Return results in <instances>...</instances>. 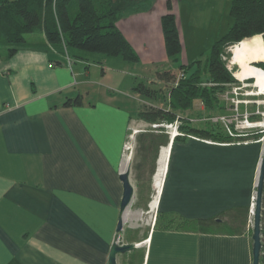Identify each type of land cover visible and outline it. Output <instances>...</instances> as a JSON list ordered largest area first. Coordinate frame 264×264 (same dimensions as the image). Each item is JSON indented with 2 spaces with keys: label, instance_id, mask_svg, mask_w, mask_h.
Returning <instances> with one entry per match:
<instances>
[{
  "label": "crops",
  "instance_id": "obj_1",
  "mask_svg": "<svg viewBox=\"0 0 264 264\" xmlns=\"http://www.w3.org/2000/svg\"><path fill=\"white\" fill-rule=\"evenodd\" d=\"M165 1L158 2V10L150 0L139 7L134 3L130 14L117 21L147 62L154 61L152 56L164 59L166 53L164 40L158 47L153 44L167 12ZM172 10L181 38L175 2ZM80 56L69 64L52 49L22 47L8 57L0 45V264H107L122 195L119 167L130 121L136 119V90L128 61L120 56ZM88 58L101 68L91 81L95 70L85 63ZM124 81L128 84L120 89ZM77 94L83 97L81 105L63 106ZM181 115L193 127L207 124L203 106ZM171 124V130L160 126L169 135L165 146L170 150L157 191L156 218L160 213L220 220L217 215L227 209L249 207L262 152L258 138L216 141L176 133ZM178 134L182 136L174 142ZM165 146L156 159L152 190ZM134 200L141 207L147 198L140 190ZM124 217L125 212L124 241L135 247L118 253L116 264L252 262L248 219L241 233L229 234L172 229L156 218L126 228Z\"/></svg>",
  "mask_w": 264,
  "mask_h": 264
},
{
  "label": "trees",
  "instance_id": "obj_2",
  "mask_svg": "<svg viewBox=\"0 0 264 264\" xmlns=\"http://www.w3.org/2000/svg\"><path fill=\"white\" fill-rule=\"evenodd\" d=\"M153 0H150V4ZM138 0H0V45L6 47V55L10 57L19 48L33 47L52 49L71 59H79L82 53H101L106 56H120L128 62H137L139 56L132 45L117 27L128 8H132ZM173 0H166L167 12L160 19L164 40V49L169 58L177 60L182 50L176 17L172 10ZM140 5H137L139 7ZM135 9V8H134ZM229 15L232 18L227 31L216 39L204 60L196 59L189 65H179L183 76L177 78L171 70H157L155 78L172 83L168 91L166 106L145 104L138 108L135 116L147 123H172L178 121V130L199 137L216 141L233 139L259 138L258 131L243 136H231L219 123L206 121L204 127H193L187 124L181 113L200 101L207 111L213 115L217 109L224 110L219 94L228 85L236 82L233 73L227 68V48L237 42L261 35L264 45V0H231ZM42 34L35 40L28 35ZM263 60V61H259ZM253 65L264 71V58ZM193 67L188 73L187 69ZM136 92L153 97L156 92L149 86L139 83L134 87ZM83 97L77 94L67 97L63 106H78ZM257 118L256 114L251 115ZM182 135L173 138L175 142ZM136 161L134 177L142 180L147 171V181H151L155 171L156 159L160 146L169 142V135L163 128H146L135 136ZM261 242L262 249L259 264H264V183L261 197ZM249 214L248 206H236L227 209L214 217L183 218L179 216H159L166 218L165 227L185 231L241 233ZM250 229V228H249ZM251 232V229H250Z\"/></svg>",
  "mask_w": 264,
  "mask_h": 264
},
{
  "label": "rangeland",
  "instance_id": "obj_3",
  "mask_svg": "<svg viewBox=\"0 0 264 264\" xmlns=\"http://www.w3.org/2000/svg\"><path fill=\"white\" fill-rule=\"evenodd\" d=\"M154 1V0H153ZM160 0H155L154 3L152 2L151 5L155 7V10H158V2ZM175 2V8L177 11L178 16H180V32H181V42H182V50L177 57V60H172L164 54V59L160 56L156 58L152 56L154 61L147 62L146 55L144 52L140 53L139 49V60L137 62H128V69L130 70L129 74H131L130 79L133 78V82L130 83L133 86L138 85L139 83H143L146 86H149L153 89L156 94L153 97H147L140 93L134 92V100L136 102V108H141V106L145 104H155L159 106H166V102L168 99V91L172 83L170 82H163V81H151L155 77V71L157 70H171L173 72L179 73V65H189L194 60L201 59L204 60L206 56H208L210 52V48L212 43L218 39L221 35H223L227 29L229 28L230 24L232 23V18L229 15V6L231 0H173ZM149 0L144 2L138 1L135 3L136 5L148 4ZM166 3V1H165ZM149 5V4H148ZM131 8L126 9L124 15L130 14ZM181 20V21H180ZM161 25V23H160ZM159 27L160 36L153 35L154 47H158L160 45V41L162 42V30ZM156 37H159L158 41ZM255 39L258 45L261 42ZM238 43V42H237ZM253 43V42H252ZM254 44V43H253ZM255 45V44H254ZM253 45V47H254ZM230 45L227 48L229 52L228 57L226 58V65L230 67V71L233 73L236 82L228 85L227 88L219 94V98L222 101V105L224 106V110L217 109L213 112L214 116L223 115L229 116L232 118V121L236 124H241L240 119L242 118V114L247 112L249 114V118L251 121L256 122V126L250 128L251 132L258 131L260 133V138L264 136V125H259L257 123L264 121V80L260 81L254 77H247L245 76L248 74L247 69L243 65L244 63L241 61L240 57L235 58V54L233 53L234 48ZM252 47V48H253ZM159 49H161L159 47ZM252 50V49H251ZM91 55L90 57L97 56L101 53L90 52L88 53ZM138 54V53H137ZM68 57V56H66ZM71 60V58H69ZM68 60V59H67ZM262 61V60H259ZM259 61H251V66H254V63ZM85 63L90 64V67L95 70L92 72V76H89L88 81L91 79L96 78L98 75L101 74L100 65L93 60L92 58H88ZM255 67V66H254ZM257 68V67H256ZM260 69V68H257ZM193 70V67L187 69V72L190 73ZM261 70V69H260ZM258 71V70H257ZM178 76V75H176ZM245 80L250 82L245 87L241 85V82ZM128 82V81H127ZM127 82L124 81L120 85V89L124 86L126 87ZM97 84V83H92ZM120 89H117L118 91ZM252 93H259L257 95H247V92ZM136 93V94H135ZM236 99L244 100L238 103V109L234 110ZM252 99H257L254 101ZM252 100V101H251ZM194 106H203L200 101H195ZM136 109V110H137ZM256 109H259L262 113H256ZM187 110V109H186ZM207 111H205V114ZM237 116H235L236 114ZM136 114V111L134 115ZM252 114H256L255 119L251 118ZM136 119L130 121L127 140L128 142L132 143L131 137L142 129L149 128L148 123L141 120L140 118L136 117ZM236 119V120H235ZM221 126L222 124L219 123ZM223 127V126H222ZM134 130L137 132L134 133ZM261 142V141H260ZM264 141L261 142L263 146ZM130 154V177L131 181L134 185V196L125 210V226L129 228L132 226L134 228L141 227L145 224V222L149 221L152 223L153 218H156V208L151 209L150 203L154 200L155 196H157V189L151 188V182L147 181V171H144L143 178L140 181H137L134 177V169L133 165L136 161V153L135 148ZM130 150H123L121 165L119 169H122V161L125 155L129 154ZM161 153V152H160ZM158 167V166H157ZM256 184V183H255ZM140 187H139V186ZM140 190L143 191V196L147 198L146 203L141 205V207H136L134 204V198L136 197V193H140ZM255 194V189L252 193ZM151 200V201H150ZM252 200V198H251ZM135 202V203H134ZM150 202V203H149ZM149 203V205H148ZM166 218L159 216V222H165ZM251 222H252V215L248 214V225L251 229ZM154 223V222H153Z\"/></svg>",
  "mask_w": 264,
  "mask_h": 264
},
{
  "label": "water",
  "instance_id": "obj_4",
  "mask_svg": "<svg viewBox=\"0 0 264 264\" xmlns=\"http://www.w3.org/2000/svg\"><path fill=\"white\" fill-rule=\"evenodd\" d=\"M119 179L122 183V195L119 203V215L115 227L113 241L108 252L107 264H116V256L118 253L131 251L135 247L134 242H125L123 238V222L122 215L130 204L134 196V185L130 177V167L119 173ZM264 183V144L260 156L258 173L255 184V197L253 204L249 205V214L252 213L251 223V264H259V258L262 249L261 242V197Z\"/></svg>",
  "mask_w": 264,
  "mask_h": 264
},
{
  "label": "bare ground",
  "instance_id": "obj_5",
  "mask_svg": "<svg viewBox=\"0 0 264 264\" xmlns=\"http://www.w3.org/2000/svg\"><path fill=\"white\" fill-rule=\"evenodd\" d=\"M255 39H258L261 42V44L258 45V43L255 41ZM253 45H254V47H253ZM232 47L234 48L233 53L235 54V58L240 57L241 61L244 63L243 65L247 69L248 74L245 76V78L254 77L255 80L256 79H259L260 81L264 80V71L262 69L261 70L257 69L256 67L251 66V64H250L251 61H254L257 58H264V46H263L261 37L259 35L254 36L252 38L240 41V42L234 44ZM262 90H264V89H262ZM257 124L264 125V121H261ZM136 131L137 130H135L134 132H136ZM172 133L174 134V131H172ZM169 150H170L169 145L163 147L161 149V153H160L159 158H158V160H159L158 161V167H157V171L154 175V179H153L154 188H156L158 191H159L160 186H161L162 177H163V174L165 171L167 154H168ZM129 161H130V154H127V155H125V157L122 161V169L125 170L127 168ZM156 204H157V196H155L154 200H152L150 203L151 209L156 208ZM251 215H252V213L250 214V216Z\"/></svg>",
  "mask_w": 264,
  "mask_h": 264
},
{
  "label": "built area",
  "instance_id": "obj_6",
  "mask_svg": "<svg viewBox=\"0 0 264 264\" xmlns=\"http://www.w3.org/2000/svg\"><path fill=\"white\" fill-rule=\"evenodd\" d=\"M223 58L226 59V57H223ZM67 59H68V63L70 64L71 60L69 59V57H67ZM227 68L230 70L229 66H227ZM177 75H178L177 78L183 76V71L180 70ZM249 83L250 82L243 80L241 82V85L245 87ZM246 94L247 95H257L259 93H257V92L256 93H252V92L248 91ZM252 100L257 101L258 104H259V101L257 99H252ZM242 101H244V100L236 99L234 101V103H235L234 110L238 109V103H240ZM256 113L260 114L262 112L259 111V109H256ZM242 115L243 116L240 119L241 124H237V123L235 124L232 121V118H229V116H223V115L222 116L221 115H217V116L211 115V116L208 117L207 120L212 122V123H221L222 126H223V129L227 132V134H229L231 136H243V135H248L249 133H251V130H249V129L252 128V127H255L256 126V122L250 120L249 114L247 112H244ZM235 116H237V114ZM174 123H175V126L173 125V129H176L177 126H178L177 125L178 121L176 120V121H174ZM148 126L151 127V128H157V127H160V126H164L166 128H169L170 130L172 128V124L171 123H169V124L168 123H148ZM178 132H180V131L176 130V133H178ZM131 138H132V143L126 141L125 144H124V149H123V150H130L129 154H132V151H133V148H134V139H135L134 135ZM258 140L261 141V142L264 141V136H263V138L259 137ZM244 141H248V138L244 139ZM121 171H123V169H119V173ZM254 197H255V194H253V196H252V201H251L250 205L253 204ZM153 220H155V218H153ZM152 223H153V221H152Z\"/></svg>",
  "mask_w": 264,
  "mask_h": 264
},
{
  "label": "clouds",
  "instance_id": "obj_7",
  "mask_svg": "<svg viewBox=\"0 0 264 264\" xmlns=\"http://www.w3.org/2000/svg\"><path fill=\"white\" fill-rule=\"evenodd\" d=\"M252 223V222H251Z\"/></svg>",
  "mask_w": 264,
  "mask_h": 264
}]
</instances>
